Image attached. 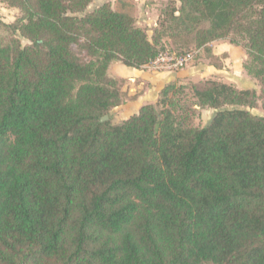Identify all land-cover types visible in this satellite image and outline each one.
<instances>
[{"label":"trees","instance_id":"1","mask_svg":"<svg viewBox=\"0 0 264 264\" xmlns=\"http://www.w3.org/2000/svg\"><path fill=\"white\" fill-rule=\"evenodd\" d=\"M1 1L0 264H264V0H168L151 39L110 3ZM184 36L243 47L259 92L170 83L111 123L110 65Z\"/></svg>","mask_w":264,"mask_h":264},{"label":"crops","instance_id":"2","mask_svg":"<svg viewBox=\"0 0 264 264\" xmlns=\"http://www.w3.org/2000/svg\"><path fill=\"white\" fill-rule=\"evenodd\" d=\"M205 64L191 66L174 72H156L145 68L119 66L118 78L124 81L125 113L136 114L145 104H154L160 91L170 83L197 82L199 80H216L238 89H254L256 81L244 69L246 52L226 41L210 43ZM113 73V72H112Z\"/></svg>","mask_w":264,"mask_h":264},{"label":"rangeland","instance_id":"3","mask_svg":"<svg viewBox=\"0 0 264 264\" xmlns=\"http://www.w3.org/2000/svg\"><path fill=\"white\" fill-rule=\"evenodd\" d=\"M104 3H110L113 10H116L118 12H127L131 14L136 21V25L142 28L146 32L149 39H151L154 34V30H156L157 21L160 12L166 7V5L168 4V0H93L90 6L88 7V11H93L94 9H96L97 7L101 6ZM20 15L21 13L18 9L9 7L6 3L0 0V19L4 23L11 24L16 19H18ZM168 40L169 39L166 38L163 40V42L165 41L164 47L173 49L178 52H184V51L197 52L193 62L184 69L191 66H197L206 63V59L203 56L207 54L208 45L204 47H196L192 37H185V36L181 38H177L175 40H169V41ZM223 41H227V40H223ZM21 42L23 45L27 44L25 40H21ZM241 48L245 51L243 47ZM73 51L77 56L83 59H87L85 53L79 50L78 47L73 46ZM122 65L123 64H121L120 62H113L110 65V69H109L111 76L117 79L121 92L124 81L118 78L115 74H118L117 68ZM249 68H250V64H248V66H245L246 69L245 71L247 74L249 73L251 75ZM187 82H191V81H187ZM254 89L257 92H259V85L257 84V82H256V88ZM186 95L188 96L187 102H191L190 92L187 91ZM121 102L122 103H120L119 106L111 109V111L109 112V117L111 123L113 124L121 123L125 119L130 117L128 113H125V110L123 108L125 104L124 93ZM249 111L251 114L257 116H263L264 114L260 101H258V105L255 108L249 109ZM213 112L214 111L211 109H204L198 111V115L193 119L194 126L202 127L206 125L210 120Z\"/></svg>","mask_w":264,"mask_h":264},{"label":"built area","instance_id":"4","mask_svg":"<svg viewBox=\"0 0 264 264\" xmlns=\"http://www.w3.org/2000/svg\"><path fill=\"white\" fill-rule=\"evenodd\" d=\"M196 51L174 53L167 48L161 51L153 60L144 67L156 72L179 71L190 65L196 57Z\"/></svg>","mask_w":264,"mask_h":264},{"label":"water","instance_id":"5","mask_svg":"<svg viewBox=\"0 0 264 264\" xmlns=\"http://www.w3.org/2000/svg\"><path fill=\"white\" fill-rule=\"evenodd\" d=\"M107 119H108V117L105 116V117H103V118L101 119V121H106Z\"/></svg>","mask_w":264,"mask_h":264}]
</instances>
